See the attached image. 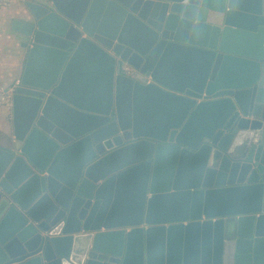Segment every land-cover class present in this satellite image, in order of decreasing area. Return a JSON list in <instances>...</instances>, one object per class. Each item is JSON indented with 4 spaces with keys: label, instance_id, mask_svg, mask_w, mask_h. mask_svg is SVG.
<instances>
[{
    "label": "water",
    "instance_id": "water-1",
    "mask_svg": "<svg viewBox=\"0 0 264 264\" xmlns=\"http://www.w3.org/2000/svg\"><path fill=\"white\" fill-rule=\"evenodd\" d=\"M24 6L0 264H264V0Z\"/></svg>",
    "mask_w": 264,
    "mask_h": 264
},
{
    "label": "crops",
    "instance_id": "crops-1",
    "mask_svg": "<svg viewBox=\"0 0 264 264\" xmlns=\"http://www.w3.org/2000/svg\"><path fill=\"white\" fill-rule=\"evenodd\" d=\"M25 17L26 10L21 0L0 8V88L11 85L23 71L27 49L21 45L22 36L11 30V20ZM11 133V111L0 106V148H5Z\"/></svg>",
    "mask_w": 264,
    "mask_h": 264
},
{
    "label": "built area",
    "instance_id": "built-area-1",
    "mask_svg": "<svg viewBox=\"0 0 264 264\" xmlns=\"http://www.w3.org/2000/svg\"><path fill=\"white\" fill-rule=\"evenodd\" d=\"M15 0H0V8L11 5ZM26 0H21L25 2ZM20 85V79H16L11 85L0 88V106L7 108L11 111L12 108V96L15 92L16 87Z\"/></svg>",
    "mask_w": 264,
    "mask_h": 264
}]
</instances>
